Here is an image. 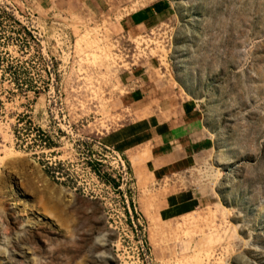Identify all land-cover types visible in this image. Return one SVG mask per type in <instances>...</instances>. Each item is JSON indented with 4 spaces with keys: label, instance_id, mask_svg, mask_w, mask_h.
Masks as SVG:
<instances>
[{
    "label": "rangeland",
    "instance_id": "rangeland-1",
    "mask_svg": "<svg viewBox=\"0 0 264 264\" xmlns=\"http://www.w3.org/2000/svg\"><path fill=\"white\" fill-rule=\"evenodd\" d=\"M52 1L0 0V53L37 88L0 84V264H264V0ZM175 95L187 157L145 132Z\"/></svg>",
    "mask_w": 264,
    "mask_h": 264
},
{
    "label": "crops",
    "instance_id": "crops-1",
    "mask_svg": "<svg viewBox=\"0 0 264 264\" xmlns=\"http://www.w3.org/2000/svg\"><path fill=\"white\" fill-rule=\"evenodd\" d=\"M50 1L53 2L52 0H42V3H50ZM60 1L61 4L65 2V0ZM94 1L102 3L104 0ZM172 9L173 7L168 1H162L136 10L121 20V28L123 31L128 32L137 30L158 18L170 16ZM147 102L152 103L150 105L151 110H148L143 117L144 122L148 124L145 132L151 135L149 142H153V140L166 141L168 145H173V149L176 151H184L187 157L189 146L183 144L184 136L192 125L193 121H191V118L196 111L195 104L190 102L182 103L178 95L169 98L163 97L158 100L150 97ZM176 162H179V159Z\"/></svg>",
    "mask_w": 264,
    "mask_h": 264
},
{
    "label": "trees",
    "instance_id": "trees-1",
    "mask_svg": "<svg viewBox=\"0 0 264 264\" xmlns=\"http://www.w3.org/2000/svg\"><path fill=\"white\" fill-rule=\"evenodd\" d=\"M4 14H8V12L4 11ZM12 15V14H10ZM13 20H15L16 18L14 16H11ZM19 25L20 23L17 22ZM20 27L22 29H25V27H22V25H20ZM28 36L30 38L33 37V39H35V37L31 34V32H27ZM0 39L4 42H8L10 39L12 38H6V37H2L0 35ZM54 73H56V71L54 70ZM30 71L28 68H26L24 65H22L20 62H16V61H12L9 59L8 54L6 53H0V84L1 82H4L6 80V78H9V80L11 82H14L16 87L18 88V90H20L21 92H26L27 90H31V89H37L34 82L32 81V79L30 78ZM51 75V73H50ZM56 78H58L57 74H55ZM55 90L56 93L60 94V87L59 84H57L55 86ZM123 167L125 165L126 167V174L127 177H129L128 180V194L130 195V202L131 205L133 206V208L135 209V205H134V201H133V195H134V178H133V172H132V168L130 165V163L128 162V160L123 157ZM93 167V166H92ZM94 170V172L98 175L101 176L104 180V182L106 184H108L109 186H111L114 190L118 189V184L116 183V180L113 179L110 175L108 174H101V172L97 169H95V167L92 168ZM135 175V173H134ZM136 178V176H135ZM137 181V179H136Z\"/></svg>",
    "mask_w": 264,
    "mask_h": 264
},
{
    "label": "bare ground",
    "instance_id": "bare-ground-1",
    "mask_svg": "<svg viewBox=\"0 0 264 264\" xmlns=\"http://www.w3.org/2000/svg\"><path fill=\"white\" fill-rule=\"evenodd\" d=\"M223 139V136H222V134L221 133H218V136H217V140L218 141H220V140H222ZM237 168V167H236ZM236 168L233 166V167H231V169H234V171H233V175H228V176H230L229 178L231 179V180H233V179H235V177H234V175H235V170H236ZM230 171V170H229ZM232 174V173H231ZM228 178V179H229ZM228 186H229V184H222V194L224 195V196H226L225 194H226V189L228 188Z\"/></svg>",
    "mask_w": 264,
    "mask_h": 264
}]
</instances>
